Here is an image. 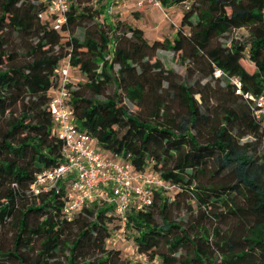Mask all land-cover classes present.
I'll use <instances>...</instances> for the list:
<instances>
[{"label": "trees", "instance_id": "1", "mask_svg": "<svg viewBox=\"0 0 264 264\" xmlns=\"http://www.w3.org/2000/svg\"><path fill=\"white\" fill-rule=\"evenodd\" d=\"M188 1L189 33L150 44L121 20L99 23L103 10L87 0L73 3L61 30L39 18L45 0H0V264H144L108 248L113 205L93 203L69 219L65 184L29 193L38 173L62 162L51 99L68 55L87 78L70 86L78 125L136 171L175 187L173 198L156 189L151 206L127 213L138 254L161 264H264L263 134L244 97L264 84V0L170 3ZM92 22L99 28L75 36ZM240 29L246 40L222 42ZM158 51L178 56L193 81L153 61ZM182 203L189 220H172Z\"/></svg>", "mask_w": 264, "mask_h": 264}, {"label": "built area", "instance_id": "2", "mask_svg": "<svg viewBox=\"0 0 264 264\" xmlns=\"http://www.w3.org/2000/svg\"><path fill=\"white\" fill-rule=\"evenodd\" d=\"M75 1L45 0L46 7L39 18L49 20L55 30H61ZM87 1L97 10H103L104 17L111 22H114V17H122L125 10L139 12L146 7H156L166 12L172 7V0ZM130 3H134L135 8H130ZM72 68L71 55H68L59 65L58 86L51 99L54 129L63 142L62 162L55 168L38 173L29 193L40 196L59 192L65 184L63 212L67 218L73 219L86 206L104 202L115 207L116 216L126 227L127 213L131 209L144 211L151 206L154 190L170 191L175 187L166 184L158 174L136 171L131 161L102 149L97 140L78 125L71 106ZM235 83L239 88V83ZM244 97L254 119L260 124L264 147V84L259 95L246 94Z\"/></svg>", "mask_w": 264, "mask_h": 264}, {"label": "rangeland", "instance_id": "3", "mask_svg": "<svg viewBox=\"0 0 264 264\" xmlns=\"http://www.w3.org/2000/svg\"><path fill=\"white\" fill-rule=\"evenodd\" d=\"M192 3L193 2L188 1L182 4H175L171 8L166 9V12L156 7H146L145 9L140 10V13H131V10H125L124 16L114 17L113 20H121L124 24L141 29L144 33L145 39L150 44H153L155 41H164L165 39L173 40L174 37L177 36V33L180 29H184L187 33H189L188 28L182 27V18L184 14L191 8ZM133 7L135 8V4L130 3V8ZM104 19V15L101 16L99 19V23ZM98 24L95 22L89 23L85 29H78L75 32V36L80 39H83L85 36H89L88 34L86 35V31L92 33L99 28ZM248 37V30L240 29L227 35L222 39V42L229 44L232 40H246ZM156 59H159L166 68L175 70L183 79H189V81H193L192 76H188L187 74V65H182L179 57L174 55L172 52L158 51L155 54L153 61H155ZM71 72L72 74L74 73L73 90L75 91L79 89V84H85L87 82V78L77 68H72ZM114 91L115 86H112L108 89V94L112 95ZM197 99L200 100L199 95L197 96ZM124 104L127 105L129 109L134 113L139 112L138 108L130 102L124 100ZM166 195H168L170 198H173L174 192L170 191L166 193ZM191 204L195 206L194 203ZM190 216L191 215L187 203L186 205L182 203V206L180 208H172L170 213V218L172 220H185V222L189 220ZM158 220L161 221L160 217H158ZM111 230L112 235L110 240L107 242V246L109 249L120 250L121 256L124 260L131 263L141 261L144 264H161V260L159 258L151 262L148 260V258H144L140 254H138L131 235V231L127 227L122 226L121 221L118 218H116V220L112 223ZM13 233L14 231L10 227L8 234L4 238V242L7 246H9L12 241ZM184 252L185 251H181L180 254Z\"/></svg>", "mask_w": 264, "mask_h": 264}, {"label": "crops", "instance_id": "4", "mask_svg": "<svg viewBox=\"0 0 264 264\" xmlns=\"http://www.w3.org/2000/svg\"><path fill=\"white\" fill-rule=\"evenodd\" d=\"M131 13H140V12H134V11H133V12H131ZM124 15H125V14H124ZM124 15H123V16H124ZM75 74H76V72H75ZM73 75H74V73H73Z\"/></svg>", "mask_w": 264, "mask_h": 264}]
</instances>
